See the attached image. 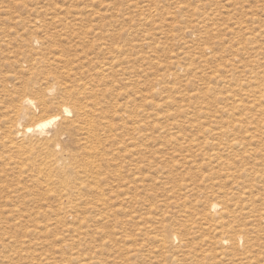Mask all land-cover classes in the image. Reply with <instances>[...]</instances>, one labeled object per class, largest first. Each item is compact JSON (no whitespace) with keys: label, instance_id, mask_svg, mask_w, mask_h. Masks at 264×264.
Returning a JSON list of instances; mask_svg holds the SVG:
<instances>
[{"label":"rangeland","instance_id":"rangeland-1","mask_svg":"<svg viewBox=\"0 0 264 264\" xmlns=\"http://www.w3.org/2000/svg\"><path fill=\"white\" fill-rule=\"evenodd\" d=\"M61 49L87 73L33 119L87 102L82 129L24 154L5 136L15 106L55 81L30 59ZM0 60V264H264V0H0ZM97 148L124 178L106 169L104 203L86 192L74 219L45 189L65 179L32 164L62 151L77 170ZM212 201L225 212L205 223Z\"/></svg>","mask_w":264,"mask_h":264},{"label":"bare ground","instance_id":"bare-ground-1","mask_svg":"<svg viewBox=\"0 0 264 264\" xmlns=\"http://www.w3.org/2000/svg\"><path fill=\"white\" fill-rule=\"evenodd\" d=\"M40 15L41 14L39 12L36 13V17L33 18V21L31 24L32 29L28 32V34L33 33L34 31L37 30L38 26L36 25V19L40 20V18H38V16L40 17ZM58 18L59 17H57V19ZM17 24H20V22L18 21ZM26 30L28 31L29 28ZM9 31L10 30H8L7 32H9ZM193 32H194V29L192 27L187 30V33L189 35H191ZM2 33H5V32H2ZM15 33H16V31H15ZM21 36H23V35H21ZM21 36H19V37H21ZM9 39H11V37ZM13 41H14V39H13ZM15 41H16V39H15ZM34 41L36 42L37 39L35 40V38H34ZM18 45H17V47H18ZM28 45H27V48H28ZM29 47H31V46H29ZM40 50H39V52H40ZM31 51H32V49H31ZM17 52H19V51H17ZM60 52H61L60 54H55V56L52 58L53 59L52 61H48L49 58L48 59L46 58V55L49 53H47L46 55H42L43 54L42 53L40 57H39V54H38V56L35 55L36 57L33 56V58L30 59V62L28 61L30 63L28 71H30L29 73H31V75L40 72V73H43L42 79L46 80V79H48V77H52V78H55V81H54V83H52V85L49 84V86H47L45 90H44V88L43 89L36 88L37 90L35 91V99L30 97V96H23L18 101V104L15 106V113H14L13 118L9 121V125L6 128L7 133L5 134V136L8 139L9 144L11 146L16 147L17 149H22L24 151V154L27 152H29L31 155H32V153L35 154L34 151H36V149H37L36 146L39 147L42 143L46 144L48 146V149L51 146H54V144L58 146L59 143L57 142V139L60 135H63V134L71 135V133H72L71 128H74L75 126L78 127L79 131L82 129V127H79L76 125V119L86 115L85 108L88 105L87 102H84L83 103L84 105H83L82 103H79L76 101V102H74V104H75L74 110H71L69 107L64 105V107H62V112H60V113H52L49 116H47V118H45V119H41V118H37V120L33 119V118H35L36 110L47 111L44 107L47 106V102H48L47 99H51L50 95L55 91V89H57V93L63 95L66 98L69 95L68 85L66 83V80L68 78L70 79V77L72 75H73V77H76V75L78 73L79 74H86L87 73V71L77 72L79 70L76 71V69L81 68V67L75 66V64L72 63L73 60L71 61L70 59L66 58L63 55L64 49L63 50L61 49ZM29 53H31V52H29ZM30 57H32V56H30ZM6 59H5V61H7ZM13 59H14V57H13ZM25 60H27V59H25ZM3 61H4V59H3ZM14 62H15V59H14ZM1 64L2 63L0 62V65ZM17 64L19 65L20 63L17 62ZM44 64H45V68H43ZM79 65H81V63H79ZM19 66H22V65L20 64ZM50 66H54V68H53L54 70L52 68H50ZM2 67H3V65H2ZM3 68H5V67H3ZM10 69H11V67H10ZM81 69H83V68H81ZM1 70H0V72H1ZM5 79H6V76H5ZM45 80H44V82H45ZM46 84H47V82H46ZM85 84H86V82L82 83V85H85ZM2 88H1V90H2ZM259 97H261L264 100V88H262V90L259 91ZM36 99H37V101H35ZM73 99H74V97H73ZM75 100H77V99H75ZM61 113H62V115H61ZM70 113L75 117V119L73 121L69 122L68 125H66L64 123H59L58 128H56V130H55L54 129L55 125L59 122V120L62 119V116H67ZM123 113L119 114V116H121V118H123ZM27 120L34 122V123L33 124H27V122H28ZM5 122H7V121H5ZM85 125H86L85 128L87 130L90 127H93L92 120L88 119V121ZM28 136H31V138L28 141L29 146L26 147L22 143L21 138L28 137ZM25 148H28V151L25 150ZM41 148H44V147H41ZM90 149H93V148L90 146ZM130 151H133V150H131L129 147H127L126 152L129 153ZM59 153H60L61 157H52L53 158L52 160L49 158L48 161H44V164L40 167L38 164H32V165H34L32 175H34V171L37 170V174H39L45 178L46 177L49 178L50 175H53L52 174V167H53L55 169L54 170L55 173L60 174L65 180L60 182V185L57 189H53V187H51L50 184L47 183V180H45V189H46V191L54 192L60 202H62V200H65L66 204L64 207H62L64 214L65 215L69 214L70 216H72V218L74 216V219H76L77 214L75 215V213L77 211H79L78 210L79 207H77L78 201L84 198L86 192H90L94 188L98 189L99 190L98 194L93 196L92 199L89 201L94 202L93 204H96V205H102L100 203H104V200H105L104 199V193L102 192V189L99 188L100 187L99 181L102 179L101 176L103 178H105V176L109 175L108 172L106 173V169H112V168L114 169L117 166L113 167L109 163H107L106 161L109 160L108 158H106L107 154L100 151L99 148H97L96 151L94 152V155L96 153L95 156H85L86 159L84 160L83 167L81 169H77V170L75 167L76 166L75 163H70L67 166L59 165L58 162L60 160H63L62 156H72V155H65V154H63L62 151H59ZM136 153H140V152H136ZM114 154H115V152H114ZM50 155L52 156V152L50 153ZM23 157H22V159H24ZM25 157H31V156L30 155L28 156V154H27V156H25ZM117 158L120 159L122 157H117ZM104 159L106 160L105 162L107 163L105 167L101 163V160L103 161ZM114 159H116V158H114ZM25 160H26V158H25ZM20 164H22V163H20ZM115 164L116 165L119 164L118 167H120L119 169H116V170L114 169V171L116 173L113 174V179L117 180V182H118L119 180L123 179L124 177L122 176V170H121L122 166L120 165V163H115ZM37 165H38V167H37ZM20 166L22 168V165H20ZM35 166H36V170H35ZM16 167H18V166H16ZM24 167H27V165L25 164ZM67 168H70L69 172H67ZM18 169H19V167H18ZM27 169H28V167H27ZM71 170L74 171V173L76 175L72 176V177H67ZM18 171L20 172L21 170H18ZM114 171H112V172H114ZM31 178H32V176H31ZM1 185H3V184H1ZM1 190H3V188ZM97 202H99V204H97ZM224 212H225V210L224 211L220 210L219 203H217L216 201H214V202L212 201V203H210V205H209V210H208V212H207V214L203 220L205 223L211 222L208 219H212V218H215L217 216H221V214H222V218H223ZM72 221H73V219H72ZM218 224H220V223H218ZM153 238H155V240H157L158 237H153ZM242 238H243V235H242L241 231H239L236 237L231 238V237H225L224 236L223 238H220L217 241V243L221 245V244L228 243L229 239L231 241H237L238 239L241 240ZM158 240L163 243V239L158 238ZM161 245H164V244H161ZM157 246H159V245H157Z\"/></svg>","mask_w":264,"mask_h":264}]
</instances>
